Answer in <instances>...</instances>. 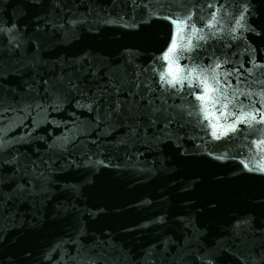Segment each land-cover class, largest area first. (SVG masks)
Wrapping results in <instances>:
<instances>
[{
  "label": "water",
  "instance_id": "obj_1",
  "mask_svg": "<svg viewBox=\"0 0 264 264\" xmlns=\"http://www.w3.org/2000/svg\"><path fill=\"white\" fill-rule=\"evenodd\" d=\"M262 97L264 0H0V264H264Z\"/></svg>",
  "mask_w": 264,
  "mask_h": 264
},
{
  "label": "snow or ice",
  "instance_id": "obj_2",
  "mask_svg": "<svg viewBox=\"0 0 264 264\" xmlns=\"http://www.w3.org/2000/svg\"><path fill=\"white\" fill-rule=\"evenodd\" d=\"M243 16V13H241V17ZM192 19L191 14L187 15L185 17L184 20H178L175 21L174 23H177L179 25H184L186 24L188 21H190ZM213 19H215V16L213 15ZM240 21L237 20V24H239ZM192 27V31H193V35L196 34V28L195 25H190ZM212 25L209 24L208 27H211ZM180 31V29H177V32ZM200 39H203V37H200ZM192 46V42L191 39L188 40L187 45L185 47H191ZM177 48V40H176V33H173V35L171 36L170 39V43L167 47V51H165L163 59L165 61H169V68H168V72L166 73V75H161L160 76V80L162 82H166L168 85L170 86H174L178 83H182L183 80H187L189 79V77H181L179 75L180 73V68L178 67H174V61L172 60V53H174V51ZM220 65L217 64L216 68H219ZM211 71L213 73V75L210 77V79L214 80L216 82V84H219V81L216 80V76H215V69H205L202 70L201 75H203L205 72ZM167 77V79H166ZM197 79H199V77H197ZM201 83L203 84V91H204V95H199L196 96V100L201 101V108H203V104L207 102L208 100V93L210 92H214V91H218L217 88L215 87H211L209 85L208 79H203L201 80ZM115 87V86H114ZM225 99H227V97H224ZM262 100H264V97H262ZM225 107H227V104H225ZM261 107L264 108V103L261 104ZM121 109V106L119 103L116 104L115 107V111L118 113ZM257 115L260 116V120L259 123H264V112H256L255 109H253L252 111L249 112H244L243 109L240 110V115L236 117V119L234 120L233 124L229 125L227 128L224 129V132H227L229 130H235L236 124L239 123H245V122H251V121H256L257 119ZM217 128L218 125H213V132L212 135L214 137L217 136ZM220 134H224L223 132ZM3 151V143L0 142V153H2ZM261 171H264V169H261Z\"/></svg>",
  "mask_w": 264,
  "mask_h": 264
}]
</instances>
